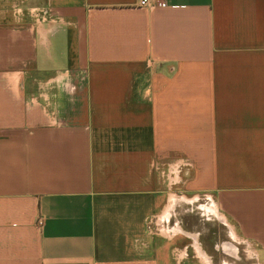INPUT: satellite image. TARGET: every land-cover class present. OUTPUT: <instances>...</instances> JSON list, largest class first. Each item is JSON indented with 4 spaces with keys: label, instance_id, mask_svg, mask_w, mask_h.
I'll list each match as a JSON object with an SVG mask.
<instances>
[{
    "label": "crops",
    "instance_id": "crops-1",
    "mask_svg": "<svg viewBox=\"0 0 264 264\" xmlns=\"http://www.w3.org/2000/svg\"><path fill=\"white\" fill-rule=\"evenodd\" d=\"M0 264H264V0H0Z\"/></svg>",
    "mask_w": 264,
    "mask_h": 264
},
{
    "label": "built area",
    "instance_id": "built-area-1",
    "mask_svg": "<svg viewBox=\"0 0 264 264\" xmlns=\"http://www.w3.org/2000/svg\"><path fill=\"white\" fill-rule=\"evenodd\" d=\"M146 0H138L140 5L145 4ZM159 5H165V2H158ZM191 162L184 157L174 158L167 161L152 162V170L161 180L167 194L171 198H183L184 194L175 189L185 183L187 170L190 168Z\"/></svg>",
    "mask_w": 264,
    "mask_h": 264
},
{
    "label": "rangeland",
    "instance_id": "rangeland-1",
    "mask_svg": "<svg viewBox=\"0 0 264 264\" xmlns=\"http://www.w3.org/2000/svg\"><path fill=\"white\" fill-rule=\"evenodd\" d=\"M192 203L195 204L196 202L193 201ZM178 205H179V204H178ZM178 205H177V206H178ZM185 205H187V204L185 203ZM188 205H189V204H188ZM177 206H176L175 209H176V210H177V209H180V208L177 207ZM213 223H214V222H213ZM214 228L223 229V226H222L221 224H218V223L215 222V224H214ZM240 245H241V244H240ZM244 253H246V252H244V251H242V250H238V252H237V255H238V259H237V261H239V260H244V259H243V254H244Z\"/></svg>",
    "mask_w": 264,
    "mask_h": 264
}]
</instances>
